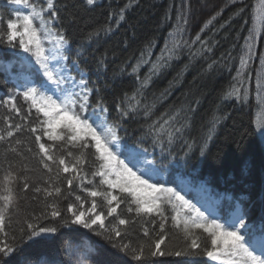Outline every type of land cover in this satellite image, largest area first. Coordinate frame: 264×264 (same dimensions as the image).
I'll list each match as a JSON object with an SVG mask.
<instances>
[{
  "label": "trees",
  "instance_id": "16d2710c",
  "mask_svg": "<svg viewBox=\"0 0 264 264\" xmlns=\"http://www.w3.org/2000/svg\"><path fill=\"white\" fill-rule=\"evenodd\" d=\"M29 3L46 7V0ZM54 7L58 22L48 39L55 40L56 33L62 32L69 41L65 64L77 80L71 62L80 53V69L88 87L98 90L90 95L91 105L98 96L103 98L108 124L119 123L115 131L120 159H125L129 150L142 152L140 159L153 162L157 169L151 182L175 189L206 217L218 218L222 224L224 218L237 213H264V0H95L93 5L86 0H54ZM16 10L21 14L28 11L23 5L0 0V19L4 21L0 31L6 32V21L15 18ZM44 15L47 19L50 12ZM249 29L254 30L255 40L247 39ZM4 39L0 43V134L5 135L0 141V189L3 177L11 171L18 196L5 214L4 231L0 232V247L15 249L11 257L4 258L6 264H212L203 254L211 247L203 229L191 230L200 245L192 250L195 255L150 256L146 248L138 261L131 250L123 253L112 248V244H130L138 249L161 236L165 238L162 251L185 248L190 243L182 223L187 213L180 214L178 226L173 219L178 209L167 203L161 205V212L137 214L136 206L129 205L131 197L115 189L113 194L123 202L113 216H107L102 198L95 199L97 211H105V227L118 229L121 236L111 231L99 236L71 223L67 204L78 205L75 197L80 196L86 210L93 199L86 189L107 187L100 188V177L91 174L99 163L94 148L81 149L79 143L73 147L67 138L51 141L43 135L46 125L41 122L46 118L18 93L26 84L39 88L47 83L50 89L55 85L42 72L34 71L39 67L34 57L30 70L28 62L20 59L29 54L17 55L20 49L9 51L6 36ZM233 87L240 90L243 101L226 98L225 93ZM48 94L55 98L52 91ZM10 96L15 98L18 113ZM118 105L132 115L121 119ZM91 112L89 107L86 114ZM9 124L21 126L19 131L12 128L13 137L6 135ZM33 127L36 132L30 131ZM36 135L66 160L72 159L69 151L74 155L83 151V181L74 179L69 187L64 177L73 173H63L57 181L55 166L52 174L43 169ZM25 182L29 187L21 191ZM49 184L61 187L59 197L34 191ZM46 202H55L61 217L37 220L42 212L50 213ZM129 206L133 211H128ZM119 219L129 223L120 225ZM27 223L53 226L57 231L34 243L28 239ZM109 235L111 243L106 239Z\"/></svg>",
  "mask_w": 264,
  "mask_h": 264
},
{
  "label": "snow or ice",
  "instance_id": "6c2138e0",
  "mask_svg": "<svg viewBox=\"0 0 264 264\" xmlns=\"http://www.w3.org/2000/svg\"><path fill=\"white\" fill-rule=\"evenodd\" d=\"M88 5H93L95 0H86ZM10 5H23L27 9L26 14H21L16 10L15 18H9L6 21V32L0 31V43H4L6 36V44L10 49H21L24 53H28V57L21 56L22 62H28L29 69L32 70L30 63L31 58L34 57L36 73H41L46 77L47 81H51L55 85L54 89H50L47 83H41L40 87L24 86L22 93L25 101H31V106L36 109L38 113H42L46 118L41 123L46 125L43 135L51 141H67L72 143L75 147L77 143L81 149L94 148L95 160L98 161L96 170L91 174L93 177H100L99 187L107 186L104 190H97V186L91 189H86L88 196L92 197L91 207L83 210V202L80 196H76L75 200L80 202L78 205L68 203L66 211L71 213V223L74 225H82L86 229L93 230L99 236H104L106 231H111L115 236H121V232L116 229H107L105 227V211H97L98 204L96 197L102 198L104 205L107 208V216H113L117 212V208L123 200L113 194V190L118 189L120 194H127L131 197L129 205L134 204L135 212L152 213L154 211L161 212V205L164 203L172 205L178 209L176 216L173 219L177 225L181 223L180 214L187 213L183 218V226L186 241L190 239V243H186L185 248L181 250L165 252L161 250V245L164 243V237L161 236L155 241L147 244H140L139 248H131L130 244H112V248L118 252L127 253L131 250L134 254V259L140 260L147 254L150 256H164L175 255L177 257L183 255H195L194 249H199L200 245L197 242L198 237H194L192 229H203L208 233L211 241V247L205 248L203 254L211 260H221L223 264H264V215L259 218V225L255 222L246 220L245 215L235 214L226 223L222 224L218 218L209 219L193 205L185 196L173 188L165 187L163 184L151 182L157 176V169L153 166V162L145 159L141 163L140 156L142 152L129 150L125 159H120L118 153L120 152L119 138L115 129L119 123L108 124L107 119L103 114L107 112L103 98L98 96L94 106L91 105L90 95L95 90L88 87V82L85 73L80 69V53H77V58L72 60L71 66L77 72L79 79L71 76L69 67L65 61L69 59L67 56L70 50L69 41L62 34L56 33L55 40L48 38L53 35V25L58 22V13L54 7V0H46V7L43 5L30 4L29 0H8ZM50 12V15L45 19V12ZM240 11H243L241 9ZM123 13V10H121ZM123 18L121 14V19ZM4 21L0 19V24ZM91 35V34H90ZM253 29H249L248 40H255ZM18 40V44L15 43ZM49 43L51 46L46 48L45 44ZM247 43V40H246ZM251 46H249V53ZM19 55V52H16ZM244 61L242 60V64ZM264 65V59H262ZM259 75L257 77V87H260ZM30 82V81H29ZM52 91L55 94L49 95L48 92ZM98 92V90H95ZM226 98L235 97L243 101L240 96V90L233 87L227 93ZM14 96H10L9 100L13 101L12 108L18 113L19 109L16 108L14 103ZM4 103H7L5 101ZM92 107L91 115L86 112ZM120 117L123 119L125 116L132 115L128 108L118 105ZM167 123V121H165ZM20 130V125H8L6 132L7 137H13L14 131ZM183 127V126H182ZM264 131V127L261 128ZM30 131L36 132L35 127ZM177 132L181 128L176 129ZM5 139V135L0 134V141ZM35 142L39 148L40 164L43 169L48 173L54 172L57 181L63 173H73L74 175L64 177L69 187L73 185L74 179L83 181L85 178L82 174L80 167L86 160L83 151L79 155H74L69 151L67 155L72 157L71 160H66L64 155L56 156L51 149V146H46L41 142V136H35ZM20 143L19 140L16 141ZM115 148V151L113 150ZM11 151H16L14 147L10 146ZM31 151V149H29ZM146 151V150H145ZM203 154V151H202ZM127 161V162H126ZM131 165V167L129 166ZM136 169V170H133ZM15 175L9 171L3 177V187L0 189V232L4 231L5 214L15 201L18 200L16 191L12 185L15 182ZM51 180V177H49ZM92 183V181H89ZM27 182L24 183L23 190L28 189ZM45 193L46 197L61 195V187L49 184L48 187L41 189L36 187L34 191ZM115 202V206L113 203ZM45 208H50L49 212H42L41 216L36 217L37 220L47 218L50 216L55 219L61 217V212L58 205L53 203H45ZM128 211H133L131 206ZM68 221L65 220V223ZM129 223L126 219H119L120 225H127ZM93 226H98L100 231H97ZM163 227V225H161ZM28 239L34 243H38L45 236L55 233L56 227L53 226H38L34 223H27ZM23 232V229H21ZM148 235L147 231L144 233ZM106 239L111 243V235ZM15 249L8 245L0 247V264H6L4 258H9L14 253ZM101 264H114V262L102 261Z\"/></svg>",
  "mask_w": 264,
  "mask_h": 264
},
{
  "label": "rangeland",
  "instance_id": "374dc122",
  "mask_svg": "<svg viewBox=\"0 0 264 264\" xmlns=\"http://www.w3.org/2000/svg\"><path fill=\"white\" fill-rule=\"evenodd\" d=\"M21 52H23V50H21ZM226 258H222L221 260H212L213 262H215L216 264H223V261L225 260Z\"/></svg>",
  "mask_w": 264,
  "mask_h": 264
}]
</instances>
